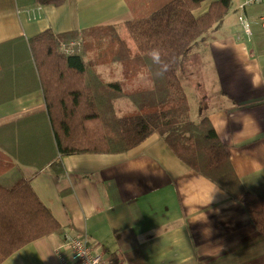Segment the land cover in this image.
<instances>
[{
  "label": "crops",
  "instance_id": "0c3cea01",
  "mask_svg": "<svg viewBox=\"0 0 264 264\" xmlns=\"http://www.w3.org/2000/svg\"><path fill=\"white\" fill-rule=\"evenodd\" d=\"M216 1H204L193 15L204 14ZM151 2L138 0L140 7ZM242 2L231 0L218 26L192 47L179 81L190 120H209L243 190L264 199V37L255 7L253 16L245 10L247 21L253 19L250 36L243 33L236 19ZM36 8L33 18L27 15ZM131 20L124 0H64L60 6L0 0V58L6 59L0 64L11 68L9 56L24 48L16 42L25 44L44 31L61 35L113 27L125 37L123 25ZM17 62L20 69L24 61ZM116 65H109L106 78L114 77ZM14 78V85L32 80L26 72L8 70L3 91ZM118 101L123 100L115 101L114 109ZM44 110L40 91L0 104V145L13 156L0 181L9 180L3 186L28 181L62 235L85 236L98 245L107 264H264V244L244 208L181 163L156 135L120 155L64 157L62 179L48 169L31 168L43 152L30 139L26 145L15 139V129L5 127L26 118L18 126L30 131L36 123L30 117ZM3 166L0 154V170ZM62 235L37 240L2 264H60L54 251L63 244Z\"/></svg>",
  "mask_w": 264,
  "mask_h": 264
},
{
  "label": "trees",
  "instance_id": "16d2710c",
  "mask_svg": "<svg viewBox=\"0 0 264 264\" xmlns=\"http://www.w3.org/2000/svg\"><path fill=\"white\" fill-rule=\"evenodd\" d=\"M63 1L35 0L39 6H60ZM124 1L132 13V20L123 25L125 37L113 27H95L61 35L47 30L25 44L16 42L21 49L24 45L23 52L9 56L11 68L0 64V104L40 91L45 110L30 117L36 121L30 131L19 128L26 118L5 128L15 129V139L25 145L30 139L43 152L31 168L48 169L57 179L64 178V157L120 155L156 135L181 163L244 208L264 244V199L243 190L209 120H190L178 75L192 47L228 13L231 0L212 3L198 17L193 12L206 0H151L146 7L138 0ZM79 37L80 46L66 55L61 46ZM90 53L94 57L87 58ZM19 60L24 61L20 69ZM112 64L121 66L123 81H105L96 70ZM8 70L15 75L26 72V79L30 74L32 80L14 85V78L3 91L2 77ZM117 100H127L134 110L118 116ZM0 154L3 174L13 156L1 145ZM62 233L28 181L0 184V264L31 243Z\"/></svg>",
  "mask_w": 264,
  "mask_h": 264
},
{
  "label": "built area",
  "instance_id": "2783aa9c",
  "mask_svg": "<svg viewBox=\"0 0 264 264\" xmlns=\"http://www.w3.org/2000/svg\"><path fill=\"white\" fill-rule=\"evenodd\" d=\"M254 7L260 11L258 23L264 37V0H243L238 7L240 15L237 20L243 33L250 36V26L245 16V10ZM38 10V8L28 10L27 15L33 18ZM80 43L81 38L79 37L76 41L62 45V51L66 55H70L80 46ZM62 242L63 244L54 251L60 264H107L102 254L99 253L98 245L90 243L85 236L74 237L64 234L62 235Z\"/></svg>",
  "mask_w": 264,
  "mask_h": 264
},
{
  "label": "rangeland",
  "instance_id": "374dc122",
  "mask_svg": "<svg viewBox=\"0 0 264 264\" xmlns=\"http://www.w3.org/2000/svg\"><path fill=\"white\" fill-rule=\"evenodd\" d=\"M254 9L255 8H247V12H249L248 14L250 15V16H253V14H250L251 13V11H254ZM238 14V12L236 13V15ZM240 15V14H239ZM238 15V16H239ZM249 18V21H250V19L252 20L253 19V17H248ZM236 19H237V16H236ZM248 21V23H249V26H250V28H251V24H250V22ZM128 44H129V47L131 48V49H134V46H133V44H132V42L131 41H128ZM92 57H94V55L92 54V53H90L89 55H88V57L87 58H92ZM190 59H193L192 57L190 58ZM194 60H198L197 59V57L195 56L194 57ZM117 66V65H116ZM109 68H111L109 65H103V66H98V67H96V70H97V72L99 73V74H102V78L106 81V80H110V81H123L124 80V77H123V72H122V68L120 67V66H117V70H118V72L119 73H117V70H114V74H113V76L114 77H109V78H112V79H109V78H106L105 76H104V73L107 71V70H109ZM179 75V74H178ZM179 79H180V75H179ZM135 86H138V83H136V85ZM130 89H131V87H130ZM123 105V108H121V106ZM115 109H116V113H117V115L118 116H122V115H125V114H127V113H130V112H132L133 110H134V108L132 107V105L127 101V100H123V101H118V102H116L115 103ZM12 177V176H11ZM3 182H6V181H0V184H8V182H9V180L6 182V183H3ZM13 185V184H12ZM11 185V186H12ZM7 187H10V186H7Z\"/></svg>",
  "mask_w": 264,
  "mask_h": 264
},
{
  "label": "clouds",
  "instance_id": "9594fccd",
  "mask_svg": "<svg viewBox=\"0 0 264 264\" xmlns=\"http://www.w3.org/2000/svg\"><path fill=\"white\" fill-rule=\"evenodd\" d=\"M156 56V54L154 53V57Z\"/></svg>",
  "mask_w": 264,
  "mask_h": 264
}]
</instances>
